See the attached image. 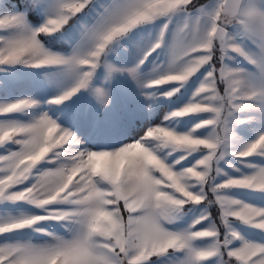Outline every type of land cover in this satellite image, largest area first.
I'll use <instances>...</instances> for the list:
<instances>
[{
    "label": "snow or ice",
    "instance_id": "6c2138e0",
    "mask_svg": "<svg viewBox=\"0 0 264 264\" xmlns=\"http://www.w3.org/2000/svg\"><path fill=\"white\" fill-rule=\"evenodd\" d=\"M90 0H56L54 13L43 24L33 28L28 13L40 4L32 0L23 9L0 16V29L16 28L12 35L0 36V65L24 63L33 66L64 65L76 75V83L63 94L53 97V103L70 98L79 89L88 86L92 70L101 61L108 45L121 35L144 22L170 16L176 11H186L192 0H119L105 9L97 22L86 29L85 36L92 46L86 51H76L70 56L50 53L38 39V34H51L60 30L69 19L81 12ZM193 24L185 23L177 32L172 49V64L165 74L154 79H139L138 68L151 52L161 46L168 28L166 22L159 38L145 52L144 58L131 68L107 65L110 72L127 71L142 86H160L168 82L187 81L201 66L211 64L204 79L196 89V102H189L173 117L189 113H208V118L195 128L209 126L212 132L206 138L192 132L178 133L163 126L151 127L144 137L115 150H89L81 148L67 157L61 166L45 170L35 177L30 186L13 190L27 181L33 169L50 153L59 158L67 152L66 145L81 144L75 134L61 127L47 113L31 123L8 121L0 123V145L12 141L21 145L19 151L0 155V201H27L44 208L47 215H21L0 217V234L32 227L42 220L69 221L78 226L72 238H54L51 244L4 243L0 245V264H146L153 255L169 250H186V257L179 264H195L218 254L227 259L222 264H264V243L243 240L232 228L230 217L238 218L264 230V207L254 206L224 195V190L244 187L264 190V166H254L255 171L239 177H227L211 186L215 199L208 198L205 185L215 179L213 172L222 170L218 162L228 155L249 157L254 153L264 155V134L246 145L239 152H229V143L235 135L229 117L239 110L254 105L248 101L264 98V10L244 0H218L211 11L202 7ZM201 16L206 22L201 26ZM239 25L242 33L252 39L259 49L250 53L235 36L229 26ZM219 48V68L213 56ZM236 53L257 66V80L244 69L224 63ZM182 57L188 59L177 66ZM218 73V75H217ZM223 84V93L218 84ZM179 91L174 88L165 96ZM97 95L107 102V93L96 89ZM38 101L31 98L0 104V114L12 113L32 107ZM167 119V117H166ZM147 138L158 141L157 148L182 149L192 153L198 149L206 154L191 166L175 170L185 157L173 164L166 162L157 151L149 147ZM199 185L198 190L195 186ZM219 205V217L224 226L223 239L214 222L199 230H169L165 222H171L186 204ZM56 203L71 205L68 208H49ZM212 213L205 212L193 224L209 220ZM36 231H44L36 228ZM197 239H209L205 247L193 246ZM240 239L239 246H231Z\"/></svg>",
    "mask_w": 264,
    "mask_h": 264
},
{
    "label": "rangeland",
    "instance_id": "374dc122",
    "mask_svg": "<svg viewBox=\"0 0 264 264\" xmlns=\"http://www.w3.org/2000/svg\"><path fill=\"white\" fill-rule=\"evenodd\" d=\"M32 0H0V16L12 12L14 9H23L31 4ZM56 0H40L36 9L32 10L36 16L28 13V22L33 28L44 23L49 15H53ZM119 0H90L85 8L72 16L63 27L51 34H38V39L43 48L50 53L70 56L76 51H86L92 44L85 36L86 29L92 27L105 9L113 7ZM218 0H192V5L186 11H176L170 16L158 17L152 21L144 22L121 35L106 48L101 56V61L92 70V77L88 86L79 89L70 98L60 103L51 102L53 97L70 90L76 83V75L70 73L64 65L33 66L31 64L16 63L0 65V104L15 102L19 99L31 98L38 101L32 107L7 114H0V123L16 121L20 123H31L42 114L48 116L63 128L71 130L76 137L82 141L81 144L66 145L67 152L59 158H54L50 153L48 157L38 163L36 167L46 165L61 166L67 162V157L75 150L87 148L89 150H115L119 147L144 137L147 130L155 126L167 127L178 133L192 132L194 136L206 138L212 132L209 126L195 128L208 118V113H189L183 117H173L170 114L179 110L189 102H196L195 94L201 81L211 64H205L194 73L187 81L168 82L160 86L141 85L134 80L127 71L110 72L107 65L116 68H131L136 66L144 58L145 52L159 38L160 30L167 22L168 28L164 34V41L159 48L151 52L139 65V79L147 81L165 74L172 64V49L177 41V32L185 23L193 24L195 17L200 15L199 9L211 11ZM246 4L264 10V0H244ZM206 22V17L201 16V26ZM18 31L16 28L0 29V36L12 35ZM238 42L250 53L258 54L259 49L252 39L242 33L239 25L229 26ZM219 48L213 56V63L219 68ZM187 57L177 61L179 66ZM224 63L233 68L244 69L257 80L260 71L256 65L249 62L244 56L236 53L231 58H225ZM218 75V73H217ZM174 88L179 91L172 96H165ZM223 93L224 85L218 84ZM96 89H102L107 93V102L97 95ZM254 106L239 110L229 117L234 132L229 143V152H239L246 145L264 134V98H256L248 101ZM167 117V119H166ZM15 139V138H14ZM20 137L16 138V140ZM149 147L154 148L157 154L166 158V162L173 164L180 156H184L178 164H174L175 170L191 166L195 161L206 154L205 151L197 150L185 153L182 149L172 151L170 148H157L158 141L147 138ZM0 150V155H5ZM44 163V164H43ZM48 164V163H47ZM222 170L219 174L213 172L215 179L206 184L205 191L208 198L215 199L211 192V186L220 183L227 177H239L255 171L254 166H264V155L254 153L249 157L226 156L218 162ZM199 185L195 186L198 190ZM224 195L254 206L264 207V190H254L244 187H232L224 190ZM205 212L212 213L209 220H203L199 224H193ZM231 226L243 240L264 243V230L253 225L245 224L238 218L230 217ZM57 221V220H53ZM214 222L220 232L222 240L225 231L219 217V205L186 204L183 209L174 214L171 222H165L164 226L169 230L182 231L191 226V230H199ZM58 225V221H57ZM58 227V226H57ZM241 240L233 241L231 246H239ZM211 243L209 239H197L193 246L202 248ZM187 255L186 250H169L167 253L153 255L146 264H179ZM227 259L226 254L197 261L195 264H222Z\"/></svg>",
    "mask_w": 264,
    "mask_h": 264
},
{
    "label": "crops",
    "instance_id": "0c3cea01",
    "mask_svg": "<svg viewBox=\"0 0 264 264\" xmlns=\"http://www.w3.org/2000/svg\"><path fill=\"white\" fill-rule=\"evenodd\" d=\"M18 138V137H16ZM16 138L12 141H7L3 145H0V150L6 152L5 155L10 154L13 151H19L21 145L16 143ZM48 163V164H47ZM44 164V163H43ZM46 165L35 167L32 175L27 181H24L21 185L16 186L13 190H21L24 187L30 186L36 176L45 170L55 169L58 166ZM0 167H3V163L0 162ZM3 173H0L2 175ZM71 205L66 203H56L49 206V208H68ZM21 215H47L44 208L37 207L27 201H0V217H19ZM58 226V227H57ZM78 226L74 225L69 221H53V220H42L32 227H26L20 230H14L0 234V245L4 243H27L30 242L36 245H44L54 243L56 236H61L65 239L72 238L74 232ZM36 228L43 229L44 231H36Z\"/></svg>",
    "mask_w": 264,
    "mask_h": 264
},
{
    "label": "trees",
    "instance_id": "16d2710c",
    "mask_svg": "<svg viewBox=\"0 0 264 264\" xmlns=\"http://www.w3.org/2000/svg\"><path fill=\"white\" fill-rule=\"evenodd\" d=\"M29 15L30 16H36L37 17V15L34 12H32V11L29 12Z\"/></svg>",
    "mask_w": 264,
    "mask_h": 264
}]
</instances>
